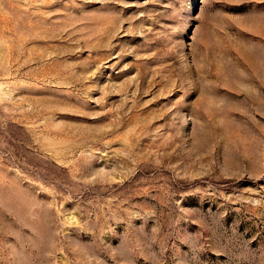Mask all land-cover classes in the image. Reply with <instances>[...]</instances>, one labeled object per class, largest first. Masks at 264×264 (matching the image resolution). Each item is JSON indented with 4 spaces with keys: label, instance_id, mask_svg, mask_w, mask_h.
I'll return each mask as SVG.
<instances>
[{
    "label": "rangeland",
    "instance_id": "obj_1",
    "mask_svg": "<svg viewBox=\"0 0 264 264\" xmlns=\"http://www.w3.org/2000/svg\"><path fill=\"white\" fill-rule=\"evenodd\" d=\"M0 264H264V0H0Z\"/></svg>",
    "mask_w": 264,
    "mask_h": 264
}]
</instances>
